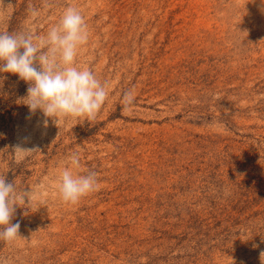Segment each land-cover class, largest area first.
Instances as JSON below:
<instances>
[{"label":"rangeland","instance_id":"obj_1","mask_svg":"<svg viewBox=\"0 0 264 264\" xmlns=\"http://www.w3.org/2000/svg\"><path fill=\"white\" fill-rule=\"evenodd\" d=\"M69 6L90 32L77 62L109 97L95 119L56 124L0 73V175L33 192L0 259L264 264V3L0 0V31L44 35ZM72 152L99 182L75 204L56 188Z\"/></svg>","mask_w":264,"mask_h":264},{"label":"clouds","instance_id":"obj_2","mask_svg":"<svg viewBox=\"0 0 264 264\" xmlns=\"http://www.w3.org/2000/svg\"><path fill=\"white\" fill-rule=\"evenodd\" d=\"M32 14L37 11L33 9ZM89 38L84 16L72 6L65 8L44 35L0 31V73L15 74L28 83L23 100L30 112L40 110L56 124L68 117L90 121L105 105L109 90L91 68L77 62ZM121 99L124 107L131 108L135 103L133 90L124 91ZM44 123L47 125V119ZM81 168L80 153L72 152L56 180L58 195L65 203L75 204L99 187L97 173L90 169L82 173ZM32 197V190L25 191L0 175V241L11 244L21 238L19 222L11 220L16 207L25 206V198L27 207H32ZM0 264L7 262L0 259Z\"/></svg>","mask_w":264,"mask_h":264}]
</instances>
